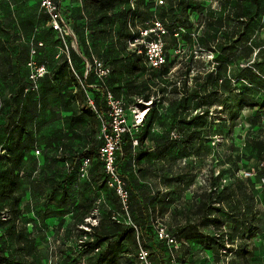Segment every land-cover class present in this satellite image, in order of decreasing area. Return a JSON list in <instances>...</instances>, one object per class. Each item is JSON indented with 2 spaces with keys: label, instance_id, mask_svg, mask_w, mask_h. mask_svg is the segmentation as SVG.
<instances>
[{
  "label": "rangeland",
  "instance_id": "obj_1",
  "mask_svg": "<svg viewBox=\"0 0 264 264\" xmlns=\"http://www.w3.org/2000/svg\"><path fill=\"white\" fill-rule=\"evenodd\" d=\"M14 1L0 0V18L10 13L43 14L34 34L43 42V49L36 59L45 63L56 60L58 55L67 53L70 46L76 55V66L83 73L82 61L88 56L77 45L76 39L68 42L67 29L62 33L53 29L34 0ZM56 1L67 27L73 32L70 20L76 16L80 22L82 15L75 9L82 5V0ZM200 1L205 10L189 14L192 39H184L182 34L164 37L168 46V71L150 93L159 116L150 115L151 126L145 121L136 128L131 127L123 139V151L130 141L142 139L134 153L140 155L141 170L127 174L125 179L131 194V215L139 228V240L136 239L135 245L124 238L119 242L111 241L112 245L103 242L98 250L84 251L81 241L89 236L82 231L88 230L89 219L96 217L97 225L102 223L109 227V220L113 218L110 210L114 211L116 222L122 223L123 219L116 197L105 185V175L94 157L95 152L90 153L88 149V145L96 140V132L92 133L91 125H88V134H82L79 139L64 121V113L54 120L47 115L39 117V131L29 137L35 143L33 151L24 158H30L28 171L37 187L31 194L21 197L19 205L26 211L25 219L35 225L34 228L29 224L27 227L42 251L41 264H94L100 253V264H115L113 260L117 259L121 264H140L136 260L139 245L149 251L152 264H168L166 243L159 239L156 243L154 239L160 226L182 243L174 251L182 264H264V187L253 185L252 179L242 176L239 171L257 174L264 161V0L249 58L242 48L235 49L233 54L221 55L216 47H196L205 17L206 21H215L219 5L217 0ZM229 2L222 9L224 14L231 6ZM157 14L156 9L151 10V17L145 21L146 28L152 26V20L158 19ZM214 31L212 28L211 32ZM220 31L224 32L223 29ZM244 44L249 43L245 41ZM93 82H96L95 78ZM139 101L125 100L129 107ZM179 103L183 105L179 106L178 116L172 119L171 110ZM126 112L130 125L132 115L130 110ZM148 129L151 135L160 139L171 130L177 132V136L156 146L152 138L147 137ZM193 130L199 132V137L188 146L182 144L183 134ZM50 135H55L58 143L47 146L46 139ZM21 137V141L26 139L24 134ZM212 139L216 140L213 145ZM36 148H42L44 155L35 154ZM88 154L93 156L91 171L96 174V178L91 179L92 188L88 186L89 182H84L76 198L71 189H60L57 185L55 195L47 199L51 184L64 179L65 164ZM118 167L124 176L123 168ZM47 173L56 179H48ZM205 193L213 197V202L206 210H203L204 205L201 207L204 221L192 218V222L201 223V228L210 235L203 244L193 233L188 238L177 234L176 228L184 223L183 215L189 217L191 210L201 204ZM39 215H51L48 218L50 226L45 221L41 224ZM61 219L63 224L58 228ZM198 244L205 248L200 249ZM240 247L248 251L239 255Z\"/></svg>",
  "mask_w": 264,
  "mask_h": 264
},
{
  "label": "trees",
  "instance_id": "obj_2",
  "mask_svg": "<svg viewBox=\"0 0 264 264\" xmlns=\"http://www.w3.org/2000/svg\"><path fill=\"white\" fill-rule=\"evenodd\" d=\"M163 1H165L163 5L157 6L152 0H82V5L75 9L78 11L77 13L82 15L80 22H77L76 16L70 20L73 22V32L77 45L81 46L85 55L88 56L82 61L84 72L85 61H90L92 56H96L109 66L110 73L104 86L114 96L121 98L126 107L129 106L126 105L125 100L135 103L138 100L149 101L151 90L158 84V81L165 77L168 71L166 63L160 68L148 67L144 53L142 51L139 53L136 49H129L127 45L129 40L138 35L139 28L147 27L145 21L151 17V10L156 9L158 12V19L166 30L164 37L173 36L178 28H182L184 31L180 33L184 39L189 40L192 39L189 14L205 10L200 0ZM217 1H219V5H217L218 10L216 9V20L207 19L206 21L207 17H205V26L201 29V35L196 39V47L200 49L216 47L221 55L233 54L235 49L242 48L245 56L249 58L257 37L255 29L257 21L263 13L262 0ZM229 1L233 2L230 3ZM14 2L17 3L18 0ZM130 2H133V7L130 6ZM226 2H229L231 6L224 14L222 9H225ZM42 17V13L25 16L10 13L2 15L0 18V145L2 146L0 148V264H41L43 261L40 247L36 245L35 238L28 232L27 226L30 225V228H34L35 225L25 219L26 211L19 205V199L28 193L31 194L33 189L37 187L36 180L28 171V166L31 163L30 158H24L31 150L33 151L35 143L29 137L32 136L33 132L38 133L41 127V119L39 118L41 115H47L49 119L54 120L64 113V121L70 126L72 134L79 139L82 134H88L89 129L86 126L91 125L92 133L96 132V140L88 145V149L90 153L95 152L94 157L102 168L101 162L97 158V151L101 145V141L98 139L100 122L95 113L85 105V92L75 74L86 86L95 83L93 82L94 76L92 73L85 76L84 72H79L75 63L76 55L70 46L68 51L70 64L67 62L65 54L58 55L56 60L48 63L38 60L46 65L48 72L39 79L37 90L26 91L31 84L26 66L29 58L30 41L36 46V58L43 49V42L34 36L39 19ZM212 28L215 30L214 33L211 32ZM222 29L224 32L220 31ZM219 33L223 34L220 35ZM66 36L70 43L72 37L69 34ZM245 41L249 44L245 45ZM38 42H41L42 45L38 46ZM167 47L165 44L164 50ZM88 91L93 96L98 109L104 113L105 106L102 102L101 91L93 87H88ZM132 97H134L133 100H131ZM153 103L154 105L149 107L143 120V123L146 121L149 126L153 123L150 115L159 116V109L154 100ZM138 104L143 107L142 103ZM180 105L183 104L179 103L171 110L170 117L172 119L178 116ZM147 131V137H151L156 146L165 144L170 137V131L166 132L161 139L151 135L149 129ZM21 134H24L26 138L23 141H21ZM126 135L123 136V139ZM198 137L199 132L187 131L183 134L180 142L188 146ZM56 139L55 135L47 137V146H50L52 142H57ZM136 140L137 145L133 146L130 141L125 151H123L121 144V149L117 153L118 166L121 165L119 160L123 161L125 157L126 166H130L133 161L138 164L140 155L134 154L133 150L136 151L138 142L141 144L142 139ZM36 149L39 150V156L44 155L42 148ZM36 149H34V153ZM4 150L5 153H3ZM86 157L91 160V165L88 169L87 178L79 180L76 169L79 162ZM66 164L72 165L73 170L69 172ZM66 164L64 179L59 183L51 184L47 199H51L55 195L58 187L71 189L76 198L79 196L84 182H89L88 186L92 188L91 179L94 180L96 175L92 174L94 172L91 171L92 155L73 158ZM136 170L140 171L141 169L137 168ZM22 172L25 174L22 175ZM259 172L260 170L254 177L250 178L255 186H258ZM47 176H49L48 179H56L50 173H47ZM111 193L116 197L112 190ZM202 197L201 204L191 210L192 213L189 217L183 215L184 223L179 224L176 231L177 234L179 232V235H184V238H188L193 233L195 237L198 236V241L204 244L210 238L209 233L201 228V223L192 222V218L195 221H204L201 207L204 205L203 210H206L209 204L213 202V197L209 193L203 194ZM129 202L131 214L132 205L131 201ZM117 205L119 208L118 199ZM109 213L114 218V211L110 210ZM50 217L51 215H39L41 224H44L43 221ZM113 218L109 220V227L102 223L97 225L99 222L95 225L87 223L88 230L82 232L88 234L89 237L81 241L85 252L98 250L103 242L112 245L111 241L119 242L124 238H127L131 244H136L133 229L124 225L123 222H116ZM62 224L63 219L58 221L57 227L61 228ZM154 239H156V233ZM203 244H198L200 249L205 248ZM239 250V255L248 251L244 247H240ZM165 253H167V249ZM97 256L94 264L101 263V257ZM113 262L121 264L119 259L113 260Z\"/></svg>",
  "mask_w": 264,
  "mask_h": 264
},
{
  "label": "built area",
  "instance_id": "obj_3",
  "mask_svg": "<svg viewBox=\"0 0 264 264\" xmlns=\"http://www.w3.org/2000/svg\"><path fill=\"white\" fill-rule=\"evenodd\" d=\"M155 5L160 6L165 3L163 0H152ZM39 9L48 17L51 26L56 31L62 33L67 29L72 39H75L73 32L67 27L65 19L61 13L59 4L55 0H36ZM130 6L133 7V2H130ZM184 31L182 28H178L174 35L181 34ZM66 32V31H65ZM181 32V33H180ZM166 30L161 24L160 20L152 21V26L148 28H139L138 35L128 41L129 49H136L137 52H143L147 66L150 68H160L166 63V50L164 35ZM29 58L26 64L28 70V79L31 82L30 87L27 90H37L39 79L42 78L47 72L48 68L44 63H40L36 59V46L30 41ZM38 46L42 43L38 42ZM67 49V48H66ZM66 56L67 62L70 64V58L67 53H63ZM256 54V52H254ZM85 76L92 73L96 82L89 86H86L83 81L75 74V77L79 80L84 92H85V105L97 116L100 122V128L98 132V139L101 141V145L97 151V158L101 162L102 169L106 176V184L111 189L118 199L120 212L122 215V222L124 225L130 227L135 232L136 239L139 240V228L130 214V192L126 186L125 179L121 176L117 163V153L121 149L122 139L125 134L130 132L131 127H138L142 125L145 114L149 107L153 106V100L150 99L147 102L139 101L143 104V108L138 105L132 107H126L121 98L114 96V94L107 89L104 84L107 76L110 73L109 66L105 65L99 58L92 56L90 61H85ZM88 87L101 91L102 102L105 106V111L102 113L93 96L88 91ZM127 110H130L132 115L131 124H128ZM177 132L170 131V137H176ZM215 138V137H214ZM213 138V139H214ZM210 142L215 144L216 140ZM132 145H137V140L132 141ZM35 154H39V150H35ZM91 160L89 158H83L77 166V178L84 180L87 178L88 169L90 168ZM67 170L70 172L73 170V166L66 164ZM260 172L258 175V186H264V161L261 162ZM242 176L252 178L255 174L248 171H241ZM4 219V217H2ZM96 217L89 219L88 223L91 225L97 224ZM161 240L166 243L168 264H182L174 254L176 249L182 246L180 241H177L174 236H171L166 231L164 226H160L156 229V240ZM137 260L140 264H152L148 250L142 246H138Z\"/></svg>",
  "mask_w": 264,
  "mask_h": 264
},
{
  "label": "crops",
  "instance_id": "obj_4",
  "mask_svg": "<svg viewBox=\"0 0 264 264\" xmlns=\"http://www.w3.org/2000/svg\"><path fill=\"white\" fill-rule=\"evenodd\" d=\"M35 2H36V0H34ZM36 4H37V2H36ZM38 6V5H37ZM133 152H135L134 150H133ZM163 157V156H162ZM166 159V158H165ZM228 159H230V158H228ZM120 161V163H121V165H120V167H122L123 168V174H124V176H123V178L124 179H127V174H130L131 173V175H132V173H136L135 171H136V169L138 168L139 169V167H140V160H139V162H138V164L137 163H135L134 161L130 164V166H126L127 165V162H126V157L123 159V161L120 159L119 160ZM159 161H161V158L159 159ZM137 166V168L135 169V167ZM128 186V185H127ZM155 192V191H154ZM232 196V198L234 199L235 198V196L232 194L231 195ZM160 197V196H159ZM238 196H236V198H237ZM154 203H156V202H154ZM45 224H47V225H49L50 224V220L49 219H47V221H45ZM50 226V225H49ZM53 226H55V225H53Z\"/></svg>",
  "mask_w": 264,
  "mask_h": 264
}]
</instances>
